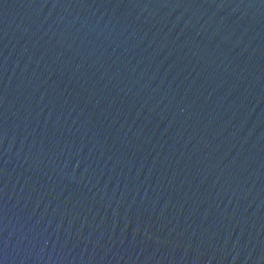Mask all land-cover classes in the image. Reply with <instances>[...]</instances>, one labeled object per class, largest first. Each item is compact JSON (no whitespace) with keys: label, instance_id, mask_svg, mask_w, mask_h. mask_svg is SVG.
<instances>
[{"label":"water","instance_id":"95a60500","mask_svg":"<svg viewBox=\"0 0 264 264\" xmlns=\"http://www.w3.org/2000/svg\"><path fill=\"white\" fill-rule=\"evenodd\" d=\"M0 264H264V0H0Z\"/></svg>","mask_w":264,"mask_h":264}]
</instances>
